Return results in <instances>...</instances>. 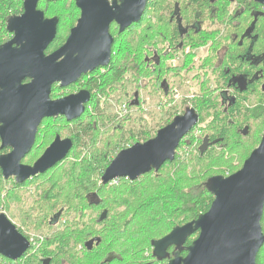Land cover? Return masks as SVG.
Returning <instances> with one entry per match:
<instances>
[{
    "label": "flooded vegetation",
    "instance_id": "flooded-vegetation-1",
    "mask_svg": "<svg viewBox=\"0 0 264 264\" xmlns=\"http://www.w3.org/2000/svg\"><path fill=\"white\" fill-rule=\"evenodd\" d=\"M62 1L57 0V3ZM108 2L112 5L113 0ZM122 2L123 0H116L117 5ZM69 3L78 10V15L62 38L59 37L61 19L57 15V49L65 43L70 30L80 17V9L76 6L75 0H70ZM120 28V24L114 20L109 24V34L113 42L108 63L81 74L77 81L65 86L74 88L73 90L57 97L87 91L89 99L84 103L83 113L70 121L63 115L44 118L37 128L31 149L22 157L20 163L33 165L57 135L61 139L70 138L72 141V147L64 159L59 163L56 162L45 172L21 181L14 175L4 178L0 169V190L4 188L8 198V208H0V213H4L29 242L27 249L19 258L10 259L0 254V260L9 264H27L28 259L32 262L38 260L41 264H78L77 260L61 259L62 255L57 257L59 251L57 240L62 235L61 232L57 233L58 221L61 219V213H57V166L69 160L72 148L78 143H75V134L62 137L59 134L61 132L56 128L48 130L45 125L48 121L57 125V118L66 121L63 126L73 125L74 128L86 119H90L91 124H95L98 121L94 117H104L105 122H108L111 114L105 111V104L106 99L110 100L113 97L108 89L110 86L125 88L132 85L135 89L128 110L119 115H117L119 109L112 113L117 115L118 119L124 118L132 105L138 109L144 100L150 103L149 111L156 127L157 118H165L172 114L169 119L171 122L176 115L183 114L188 108H194L198 122L185 137L197 127L201 128L198 130L199 142L196 147V151L199 152V146L204 142L205 149L203 153L199 152L201 157H206L208 152L217 151L216 154L219 155L222 150H234L241 148L242 145L245 147L248 141L244 143V140L250 138L249 135L253 132V121L264 116V113L256 118L253 115L255 104H264V0H147L138 19L122 30ZM115 70L119 71L118 75L113 73ZM53 85L61 88L60 82ZM147 87H150V90L146 94L144 88ZM192 87L195 88L190 90ZM180 93H183L181 107L174 108L170 101L180 96ZM115 100L112 98V102ZM197 101L201 104L195 105ZM206 102L210 103L206 104ZM94 103L97 105L93 106ZM165 120L159 128H156L154 135L169 123ZM40 138L45 139L47 143L41 153L30 162L33 148ZM183 139L184 137L180 142ZM178 148L179 145L175 155ZM1 151L3 153L1 152L0 155H3L8 153L10 148L6 147ZM75 161L80 162L81 159ZM101 176L96 184L77 183L73 186L79 191L73 195L82 198L86 204L78 214L96 210L99 222H102L109 212L101 206L102 198L98 194V189L112 188L121 180L130 183L141 177L135 180L119 177L103 184ZM96 178L87 177L91 180ZM38 196V202L40 200L41 202L35 203L33 199ZM36 210L37 215L33 218L32 213ZM19 211L22 212L24 226L19 219V223L12 220L15 212ZM103 211L106 215L100 221L99 217ZM79 219L75 217L76 225ZM35 226L41 234L32 232L35 231L33 229ZM88 227H92V223L88 222ZM45 228L52 229L55 235L52 237ZM172 229L150 241V245L141 251L143 256L129 255L127 249L122 246L119 251L107 250L100 264H167L173 257L176 247L166 248L164 256L157 257L153 254L152 243ZM197 234L198 232H195L187 237L178 247L181 256L186 255L187 246ZM89 240H94L90 248L86 246ZM99 242L98 236H91L84 242V246L77 247L76 250L93 253L98 250ZM43 243H45L44 247ZM46 246L50 247L48 251H53L51 255L43 254Z\"/></svg>",
    "mask_w": 264,
    "mask_h": 264
},
{
    "label": "water",
    "instance_id": "water-1",
    "mask_svg": "<svg viewBox=\"0 0 264 264\" xmlns=\"http://www.w3.org/2000/svg\"><path fill=\"white\" fill-rule=\"evenodd\" d=\"M39 1L23 0L22 12L12 16L6 26L11 38L0 44V149L10 148L0 155V169L4 178L14 175L19 181L50 169L72 147L70 138L57 135L33 165L20 163L34 143L40 122L59 115L68 121L75 119L89 99L84 90L52 98V85L60 82L65 87L81 74L106 65L113 42L110 22L116 21L122 30L138 19L147 0H123L120 5L116 0L112 5L108 0H75L80 17L65 43L50 53L46 50L56 36L58 19L47 17L38 8ZM197 122L196 111L188 108L152 138L120 150L105 168L102 183L119 177L135 180L152 170L157 172L175 158L179 142ZM204 147L203 142L200 153ZM208 190L213 196L209 208L154 241L153 254L163 257L166 248L175 246L167 264H257L264 244V134L238 170L211 176ZM105 215L103 211L99 220ZM195 232L198 234L187 246L186 255L181 256L178 247ZM93 241L86 246L90 248ZM28 245L15 225L0 213V254L17 259Z\"/></svg>",
    "mask_w": 264,
    "mask_h": 264
},
{
    "label": "trees",
    "instance_id": "trees-1",
    "mask_svg": "<svg viewBox=\"0 0 264 264\" xmlns=\"http://www.w3.org/2000/svg\"><path fill=\"white\" fill-rule=\"evenodd\" d=\"M22 2L23 0H0V44L4 43L9 39V37H11V33L8 32L6 26L12 16L18 15L22 12ZM40 2H44L48 8L39 7ZM39 3L38 8L43 10L47 17H51L52 15L57 17V1L48 2L40 0ZM55 49H57V33L54 40L48 46L46 53ZM113 73L118 75L119 71L115 70ZM112 87L114 86H110V89L113 91L115 88ZM54 90L55 86L53 85L51 88L52 98H54ZM134 90L135 89H127L125 91V94L129 96L126 101L128 105L130 103V98L133 97L132 94ZM144 90L147 94L150 87L144 88ZM208 103L210 102H206V104ZM194 104L198 105L201 103L197 101ZM96 105L97 104L94 103L93 106ZM263 113L264 104H255L253 109L254 117H258L259 114ZM148 115L151 116V113L149 112ZM171 116L172 114L165 117V122H169ZM112 118L115 119L114 122L118 120L116 119L117 115H112L108 118V122L106 123H112ZM123 119L124 118L120 120ZM99 120L102 123L99 126L97 125L98 122L91 124V120L86 119L75 128V143H78V145L85 142L87 135L92 139L94 148L87 153L88 155H84V159L81 162L73 161L68 163L65 167L61 165V167H57V178L61 175L63 176V178H60V181L57 182V213H61L63 209L67 210V212L70 211L72 195L73 193L79 192L77 189L73 188L75 184H96L112 158L121 149L126 148L135 142H144L152 138L154 136L153 132L156 128L161 126V124L157 127L153 126V124H150L149 119L145 118V116L140 118V122L138 121L141 124L137 131H135V128L133 130L125 129L120 125L115 126V128H110L108 125L109 127L104 131H109L108 139L104 141L102 146L99 148L95 147L94 143L98 136V130L103 128L106 119L101 117ZM114 125L116 124L113 123L112 126ZM187 139L189 141H187ZM183 142L184 145H182ZM198 142V136H194L193 132L188 137H184L178 148L180 154H178L177 151L173 161L166 162L157 172L152 170L144 174L138 178L140 180L137 179L130 183L128 181H123L114 185L111 189L109 196L110 199L103 195L102 187L101 189H98V194H100V197L102 198L101 206L106 208L109 213L102 222L94 220L95 222L93 223H105V228L107 230L97 233L93 227H83L82 222H80L81 224L78 223L76 226L72 223L71 229L68 227V233L62 234L57 240L59 243L57 257L58 255H64L68 261H71L74 256V253H72L73 248L71 247L72 241H74L75 245L78 243L83 245L88 238L94 235L100 238L98 247L106 244L110 250L116 251L119 246H124L129 255L131 253V255L143 256L141 251L150 245V241L165 234L171 228L191 221L199 214L205 212L209 208L213 199L212 194L208 190V181L213 175L224 174L225 169H221L220 165H218L219 171H214L213 167L215 166L203 165L202 161L204 160L211 159L213 161L214 154H216V152H208L206 157H201L199 152L196 151ZM194 149L196 154L194 155V158L189 159V155L192 154L191 150ZM226 151L227 152L225 153L235 152V154L239 157L241 154L245 153L243 157L244 159L249 155V151H247L243 145L241 148L234 150L227 149ZM1 152L2 151L0 149V154ZM213 164H216V160ZM59 169L61 170L58 171ZM233 172L228 171L227 175ZM88 176H95L97 178L96 180H91L87 179ZM3 192L4 188L0 190V196L3 195V198L4 196L7 198V194ZM1 201L2 199L0 202ZM118 204L126 207L122 212L117 214V216L112 213L110 214L112 208L116 207ZM65 215L68 216V214ZM132 224L133 226H131ZM261 226L264 233V214L261 219ZM123 232L125 234H123ZM144 237H146V239ZM52 252L53 251L50 252L47 248H44L43 254L51 255ZM96 254L98 255L93 259L92 264H100L105 252H98ZM27 262V264H41L38 260L32 262L28 259ZM257 264H264V245L258 252Z\"/></svg>",
    "mask_w": 264,
    "mask_h": 264
},
{
    "label": "rangeland",
    "instance_id": "rangeland-1",
    "mask_svg": "<svg viewBox=\"0 0 264 264\" xmlns=\"http://www.w3.org/2000/svg\"><path fill=\"white\" fill-rule=\"evenodd\" d=\"M69 1L70 0H68V1L67 0H63L62 2L57 3V15H59V17H61V24L59 26V37L60 38L64 37L67 34V32L69 30V27L72 24H74L76 16L78 15V10L74 6H71ZM39 7L45 8V7H47V5L44 2H40L39 3ZM121 87L122 86H114V87H112V88H115L113 91L110 89V87L108 88L109 92L112 93V96H113L112 98L117 99V100L114 101L115 103L112 102V98H110V100L106 99L105 111L108 114L112 115V113L116 112V110H118V109H119L118 111H120V112H118L117 115H119L120 113L124 114V112L126 110H128V108H129V105L126 103V101L129 98V96L125 94V91L127 89L128 90H133L134 87H132V86H128V87H125V88L122 87L123 89ZM193 88H195V87L190 88V90H192ZM73 89L74 88H70V87H63V88L61 87L60 88L58 86H55L54 98L63 96L65 94L69 93ZM120 91H122V92H120ZM181 96H183V93H180V96L176 97L175 99L172 98V100L170 101V102H172L171 104L174 105V108L175 107H181L180 106L181 105L180 104ZM147 97L149 98V96H147ZM118 104H119V106L116 107ZM149 110H150V103H149L148 100H144L141 103V106L138 109L135 106L132 105V107L129 109V111L125 114L123 120H120V119L116 118L118 120H116V122H114L115 119L112 118V120H113V121H111L112 123L109 124V123L105 122V125H103V128L101 130H98V136L95 139L94 146L100 148L102 146L103 142L108 139L107 137L109 135L108 134L109 131L108 132H104V131L109 126H110V128H115V126L120 125L123 128H125V129L133 130L135 128L136 129L135 131H137L139 126H140V124H141V123H139L140 122V118L143 117V116H145V118L149 119L150 124H153V126H155L153 118L150 115H148V113L150 112ZM111 115H109V118L111 117ZM260 115H262V114H259L258 116H260ZM94 118H95V120L98 121V126L102 124L100 122V120H99L100 119L99 117H94ZM160 118H157L155 120V121L158 122L157 126L160 125L163 120H165V118H163V119H162V117H160ZM206 120H208V119H206ZM56 123H57V125L56 124H52V123H50V121H48L47 124L45 125V128L48 129V130H54L56 128L58 132H61L59 134H61L62 137L69 136L70 134H75V128H74L73 125H65V126H63V124H66V121L64 119H62V118L58 119L57 118V122ZM113 123H115L116 125L112 126ZM252 124H253L252 125L253 126V132H252V134L249 135L250 138H247V139L244 140V143L248 141V144H246L245 148L247 149V151H249V153L258 145V143L260 141V138H261V135L264 132V116L262 118L258 119V120L253 121ZM199 129H201V128L197 127L194 130V132H193L194 136H198V130ZM42 130H44V129H42ZM153 133H155V131ZM241 138L242 137H239V139H241ZM188 139H187V141H189ZM46 143H47V141L45 139H41L40 138L38 140V143L33 148V151H32V154H31V158L29 160L30 162H32L41 153V150L45 147ZM92 143H93L92 139L87 135L86 136V140H85V142H83V144L76 145L75 147L72 148V150L70 152L71 157H69V160L67 162L60 163L58 166L61 165V166L65 167L70 162H73V161L74 162H79V161H75L76 159H81V161H82L84 159V155L85 156L88 155L87 153L92 148H94ZM191 151H192L191 152L192 154L189 155V159L194 158V155L196 154L195 153V149L191 150ZM225 152H227V151L226 150H222L219 155L214 154V160L213 161L211 159L204 160V161H202V164L205 165V166H209V165L215 166V167H213L214 171H219L218 165H220L221 169H223V170L225 169V172L222 175H227L228 171L229 172H233V170L235 168L238 169L242 165V162L244 161L243 157H244L245 153L241 154V156L239 157V156H237V154H235V152H231V153H225ZM216 153H217V151H216ZM178 154H180L179 150H178ZM215 160H216V164H213L215 162ZM60 170L61 169H59L58 171H60ZM60 178H63V176L61 175L60 177H58L57 178V182L60 181ZM138 180H140V179H138ZM121 182H123V180H121ZM111 189L112 188H109V187L108 188H102L103 195L106 198H108V199H110L109 196H110V193H111ZM40 196H42V195H40ZM4 198H3V195L0 196V200L2 199V201L0 202L1 203L0 204V208H3V209L8 208V198H6V196H4ZM33 200H34L35 203L38 202L39 196L36 197ZM39 202H41V200ZM85 206H86L85 201L82 198L79 199V198H76L74 195H72L70 211L67 212V210H64V209L61 211V214H60L61 215V219H59V221H58L57 233L58 232H61L62 234L68 233L67 232L68 229H69L68 227H70V229H71V224L72 223L74 224V226H76L75 217L76 218H80L78 223L82 222L83 227H87L88 228V222H90V223H92V227L95 228V231H97V233L106 231L107 229L105 228V226H106L105 223H103L102 225H98L96 223H93V222H95L94 220H97V217H96L97 216V211L96 210H94V212H90V210H88L86 212L83 211V212H81L82 215L78 214V211H82ZM125 207L126 206L118 204L116 207L112 208V210L110 211V214L112 213V214L117 216V214L122 212ZM35 212H37V210L32 213L33 218L37 215V214H35ZM65 214H68V216L65 215ZM22 217L23 216H22V212L21 211L15 212V216H14V218L12 217V220L15 223H19V221H20V223L24 226L25 221L23 220ZM18 219H19V221H18ZM84 224H85V226H84ZM131 226H133V224ZM33 229L36 231V232L32 231L33 233L38 234V235L41 234L40 231H38L36 226L33 227ZM45 231L50 233L52 237L55 235V233H54V231L52 229L48 230L47 228H45ZM38 240H39V238H38ZM42 245L44 247L45 243H43ZM80 246H83V245H81L80 243L75 245L74 241H72L71 247L73 248L72 253H74V256L72 257V260L73 261L77 260L78 264H92L93 259L98 255L96 253H98V252H100V253L101 252H105L106 253L107 250H110L109 247H107V245L105 244V245H103L101 247H98L97 251H95L93 253H89L88 251H85V250L84 251H82L80 249L76 250V248L77 247L79 248ZM45 248H47V250H50V247L46 246ZM51 248H53V247H51ZM121 249H122V246H119L118 250H116V251H119ZM62 256L63 257H60L61 259L67 260L64 257V255H62ZM0 264H9V263H7L6 261L0 260Z\"/></svg>",
    "mask_w": 264,
    "mask_h": 264
},
{
    "label": "bare ground",
    "instance_id": "bare-ground-1",
    "mask_svg": "<svg viewBox=\"0 0 264 264\" xmlns=\"http://www.w3.org/2000/svg\"><path fill=\"white\" fill-rule=\"evenodd\" d=\"M147 17V16H146ZM147 55V54H146ZM160 59V58H159ZM153 66V65H152ZM166 74V73H165ZM155 75V74H154ZM135 77V76H134ZM130 86H132V85H130ZM103 93V92H102ZM117 100V99H116ZM167 100V99H166ZM169 100V99H168ZM164 104V103H163ZM166 104V103H165ZM171 106H172V104H171ZM158 117V116H157ZM108 138V137H107ZM181 171H183V170H181ZM166 185V184H165ZM168 187V186H167ZM162 188V187H161ZM170 188V187H169ZM156 189H158V188H156ZM161 190V189H160ZM165 190H166V188H165ZM161 194V193H160ZM139 195V194H138ZM169 195V194H168ZM156 196V195H155ZM153 197V196H152ZM138 200V199H137ZM142 200H143V198H142ZM139 201V200H138ZM147 206V205H146ZM173 209V208H172ZM167 210V209H166ZM168 211V210H167ZM160 212V211H159ZM166 212V211H165ZM171 212V211H170ZM130 213V212H129ZM128 213V214H129ZM155 217V216H154ZM132 220V219H131ZM148 222V221H147ZM150 223V222H149ZM157 224V223H156ZM155 224V225H156ZM159 225V224H158ZM167 225V224H166ZM168 225H169V223H168ZM142 226V225H141ZM121 228V227H120ZM149 228V227H148ZM161 228H163V227H161ZM160 228V229H161ZM168 229H169V226H168ZM162 230V229H161ZM142 231V230H141ZM152 231V230H151ZM165 231V230H164ZM163 231V232H164ZM168 231V230H167ZM142 233V232H141ZM145 234V233H144ZM148 234V233H147ZM140 235V234H139ZM146 235V234H145ZM151 235V234H150ZM125 237V236H124ZM152 237V236H151ZM159 237V236H158ZM145 239H146V237H144ZM135 239V238H134ZM33 240V239H32ZM112 241V240H111ZM116 241V240H115ZM133 241V240H132ZM114 242V241H113ZM117 242V241H116ZM146 242H148V241H146ZM133 243V242H132ZM146 244V243H145ZM43 246V245H42ZM35 252V251H34Z\"/></svg>",
    "mask_w": 264,
    "mask_h": 264
}]
</instances>
